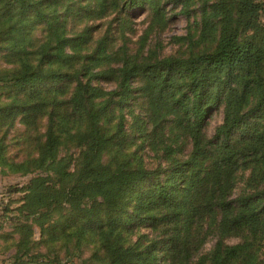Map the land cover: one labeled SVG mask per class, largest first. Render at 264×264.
<instances>
[{"label": "trees", "instance_id": "obj_1", "mask_svg": "<svg viewBox=\"0 0 264 264\" xmlns=\"http://www.w3.org/2000/svg\"><path fill=\"white\" fill-rule=\"evenodd\" d=\"M96 1L101 11L108 0ZM138 1L130 0L127 4L135 7ZM189 1L170 3L186 11ZM43 3L0 0V17L7 24L0 28V50L20 61L17 70L1 77L0 85L8 92L22 95L19 101L0 107V120L9 119L12 123L20 117L22 124L34 125L46 107L39 89L74 82L76 86L67 101H52L54 107L69 109L68 117L84 112L87 129L75 137L81 151L76 165L69 169L64 159H58V139L51 128L52 112L49 113L44 142L34 163L39 173L29 180L16 209L21 217L15 229L19 236L17 248L25 249L34 227L43 232L52 210L63 205L75 213L83 230L95 227L111 232L133 225L149 224L153 229L164 223L173 225L171 234L162 239L143 236L146 241L143 246L139 237L133 247L107 249L109 264H166L167 260L169 264H178L186 258L187 245L196 235L194 226L213 209L219 212L220 236L245 229L250 241L229 248L217 242L210 256L211 264H231L244 249L262 240L264 185L257 192L235 200H228L227 194L235 171L246 159L256 166L264 164V24L259 16L264 10V0H202L200 37L206 35L213 21L218 27L217 42L210 52L140 62L126 55L124 45L108 51L107 36H102L89 55H79L82 61L74 72L63 69L70 68L78 53L89 44L90 30L67 35L66 13L57 11V0H47L48 6L53 7L51 11ZM152 11L155 20L162 24L160 7L152 3ZM37 25L45 27L46 42L33 52L27 51L25 38ZM33 54L35 63L29 59ZM41 63L46 70L39 69ZM111 63L118 65L100 73L92 71L95 66ZM107 73L110 74L107 79L114 78L117 82L114 90L91 86L93 80ZM137 77L142 81L138 91L147 100L151 119L158 121L163 114L181 113L179 123L191 141L188 158L175 161L164 175L141 165L131 166L127 160H119L113 167L101 163L106 149L113 144L120 146L125 140L121 120L116 131L104 135L98 126L99 117L105 105L122 106L133 98L131 84ZM94 100H103L104 105L87 108ZM221 103L222 124L211 140L203 141L204 122ZM236 130L241 131L242 137L232 144L231 134ZM208 147L212 148L213 157L203 173ZM166 150L172 151L169 147ZM21 167L24 164L18 165L16 171ZM43 261L37 257L35 263L45 264ZM17 263L15 258L13 264Z\"/></svg>", "mask_w": 264, "mask_h": 264}, {"label": "rangeland", "instance_id": "obj_2", "mask_svg": "<svg viewBox=\"0 0 264 264\" xmlns=\"http://www.w3.org/2000/svg\"><path fill=\"white\" fill-rule=\"evenodd\" d=\"M43 1L45 9L51 11L47 0ZM171 0H139L135 7H129L130 0L106 1V7L101 11L96 0H57V11L66 13L65 33L74 35L82 30H90V41L85 49L78 53L70 68L64 72H74L81 63L80 56L89 55L98 40L107 36L108 51H114L124 45L126 55L136 61L152 63L171 57H187L188 55L210 52L214 49L218 27L213 25L206 35L200 37V6L202 0H190L187 10L173 6ZM152 3L159 6L163 15V23L159 24L153 16ZM261 24H264V10L259 14ZM7 26L0 17V28ZM47 32L43 25H37L29 30L24 45L27 51H35L47 39ZM0 46L2 44L0 43ZM35 63V55H29ZM77 62V63H76ZM19 58L8 55L0 50V80L19 68ZM40 70H46L44 63L38 64ZM118 64H102L93 67L92 71L102 72ZM53 66L52 68H54ZM107 73L99 80H93L91 86L100 87L104 91H111L117 87L114 78ZM81 77V75H80ZM85 80V78H84ZM1 83V82H0ZM142 85L139 77L131 84L133 98L122 106L105 105L98 120L101 133L111 135L116 131L119 120L122 123L124 142L122 145H112L101 155L103 165H113L119 160H127L131 166L141 165L153 171L159 170L160 175L168 173L175 161H185L191 152V141L188 132L179 123L181 113L163 114L160 120L153 121L146 98L138 91ZM74 82H61L57 85H46L39 89V95L45 101L38 120L32 126L20 122V117L10 120H0V264H36L37 257L44 259L45 264H109L107 249L115 246L122 248L133 247L140 239V246L146 244L143 236L149 239H162L171 234L173 225H159L153 229L149 224L133 225L127 229H117L111 232L105 228L98 230L81 229V221L76 220L75 213L66 205L52 210L47 219L43 232L34 227L25 249L17 248L19 236L16 227L21 221L17 208L24 196V188L29 180L39 173L35 168L40 147L44 142V135L48 126V115L52 112V130L57 136L58 159H64L69 169L76 165L81 151L77 145L76 135L87 129L84 112L68 117L66 107H54V101H67L75 88ZM22 95L8 92L0 85V107L13 100L19 101ZM114 100L116 98H113ZM103 100H94L90 107L103 106ZM224 106L221 103L213 109L204 122L202 140H211L216 129L222 124ZM242 137L241 131L231 134L234 144ZM172 151L167 153L166 148ZM207 157L203 160V173L207 172L212 160V148L206 149ZM241 163V162H240ZM235 171L232 186L227 199L235 200L239 197L253 194L263 188L264 164L251 163L246 159ZM24 164L16 171L18 165ZM13 166V167H11ZM24 168L29 171L24 172ZM151 182L148 183V185ZM99 218L103 215L99 213ZM219 212L213 209L202 216L198 226H194L196 235L187 245V256L178 264H211L210 256L217 242L223 248L235 245H246L250 238L245 229L228 232L220 236L217 231ZM52 227H55L52 231ZM196 227V228H195ZM42 233V234H41ZM17 250V252H16ZM264 261V237L241 255L232 260L231 264H257ZM169 264V260L166 261Z\"/></svg>", "mask_w": 264, "mask_h": 264}]
</instances>
